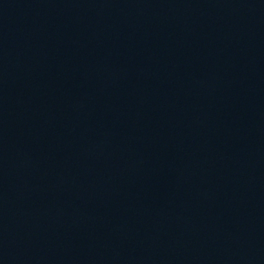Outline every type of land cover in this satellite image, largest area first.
Masks as SVG:
<instances>
[{"label":"water","instance_id":"obj_1","mask_svg":"<svg viewBox=\"0 0 264 264\" xmlns=\"http://www.w3.org/2000/svg\"><path fill=\"white\" fill-rule=\"evenodd\" d=\"M0 264H264V0H0Z\"/></svg>","mask_w":264,"mask_h":264}]
</instances>
